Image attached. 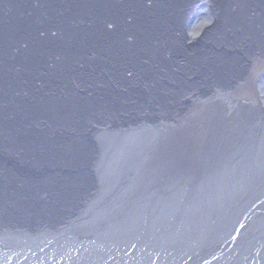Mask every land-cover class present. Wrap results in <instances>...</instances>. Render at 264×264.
Instances as JSON below:
<instances>
[{
	"label": "bare ground",
	"instance_id": "bare-ground-1",
	"mask_svg": "<svg viewBox=\"0 0 264 264\" xmlns=\"http://www.w3.org/2000/svg\"><path fill=\"white\" fill-rule=\"evenodd\" d=\"M67 1L72 12L68 21L75 23L73 29L80 26L74 14L92 18L88 22H85L86 17L82 18L83 31L90 30L92 43L82 39L80 33L64 38L61 28L51 31L57 32L59 28L67 49L72 50L64 53L55 46L39 50V54L52 56L48 66L55 67L59 75L63 74L52 76L55 82L51 89L43 88L42 79L26 71L0 76V98L8 102L4 101L0 107V120L14 116V126L9 125V120H4L3 126L0 124V136L17 125L22 136L30 138L29 143L23 138L13 139L16 148L2 149L3 153L18 151L20 163L31 168L32 174L37 173L39 179L48 181L54 178L46 190H55L57 197H63L64 201L57 200L54 195L50 197L54 206L46 207L53 206L55 212L66 216L56 217V221H65L66 227L73 229L67 212L76 215L78 210H83L79 216L85 218V225L79 231L74 229L78 234L82 232L79 241L58 238V234L55 238L34 237V231L28 230L19 235L26 233L33 237L14 238L19 235L2 227V231L7 229L3 231L7 238L21 242L15 249L18 252L30 250L29 254L34 253L37 260L49 256L59 264H264V46L256 49L264 42V0H215L205 25L198 31V36L205 35L208 41L199 50H187L181 44L182 40L191 41L183 35V30L192 6L199 0H124L123 5L121 0ZM66 11L62 10V20ZM141 18L144 20L139 21ZM152 20L156 22L150 25ZM169 30L176 35L166 57L168 60L172 55L181 57L178 65H172L173 76L130 74L96 76L95 79H91L94 76H71L84 74L90 67L95 71L96 62H111L116 67L127 65L118 67L127 72L125 69L135 67L128 62L138 60L136 66L143 64L139 60L140 52L158 54L161 43L166 42L162 37ZM157 43L159 51H154ZM209 44L212 50L217 44V53L208 51ZM190 55L201 57L203 61L210 58L211 75L201 76L198 73L201 65L183 59ZM221 57L224 58L219 61ZM153 58L150 56V60ZM239 61L246 71L244 76H224L226 72L232 74V70L239 67ZM29 67L25 65V69ZM29 76H36L29 83L31 87L25 85ZM65 76H71L67 89L64 84L57 83ZM180 76H193L190 79L194 86L188 87ZM83 77L90 80L85 81ZM37 82L40 90L34 91L33 85ZM79 84L83 93L79 91V95H75L78 90L72 88ZM133 87H137L142 97L133 94ZM141 88L149 93L144 94ZM103 89L116 95L114 99L120 102V109L115 106L80 108L77 112L73 111L79 109L77 107L71 106L72 111L67 109V104L83 98L81 95L101 94ZM41 91L47 95L43 106L38 96ZM14 93L18 97H14ZM19 97L26 100L32 97L33 104L29 100L22 101L28 110L22 106L21 112L15 114L9 100L18 102L21 101ZM137 97H140V104ZM125 104L132 113L139 111L138 116L121 119L119 115ZM35 128L45 129L44 133L50 134L58 129L62 135L56 133L55 138L59 140L53 144L52 151L62 161L67 160L70 167L77 161L75 157L89 158L100 145L101 164L96 166L101 170L96 184H91L88 175L82 173L84 165H80L79 168L71 167L75 172V175L70 174L71 181L78 179L67 190V182L60 173L64 165L61 167L52 156L45 158L39 146L31 145L41 140ZM82 143L86 145L82 147ZM27 148L41 153L39 161ZM29 159L35 161L30 164ZM86 188L94 190L88 192ZM68 193L75 198V213L73 208H67ZM16 196L26 203L41 200L37 195ZM9 202L17 203L10 196V190L0 193V204L10 208ZM42 208L39 206L40 211ZM98 208L106 212H94ZM1 210L9 213L4 206ZM104 220L107 222L102 226ZM114 221L117 223L112 227L110 224ZM45 223L36 222L34 227ZM3 236L1 232L0 237ZM112 236L127 239L112 243L109 241ZM74 244L84 245L86 252L72 260L73 256L67 253L71 254ZM60 251H63L61 255ZM28 256L24 263L35 258Z\"/></svg>",
	"mask_w": 264,
	"mask_h": 264
},
{
	"label": "water",
	"instance_id": "water-1",
	"mask_svg": "<svg viewBox=\"0 0 264 264\" xmlns=\"http://www.w3.org/2000/svg\"><path fill=\"white\" fill-rule=\"evenodd\" d=\"M65 1L66 3H64L63 0H0V76H14L13 72L21 74L25 71L30 75L36 74L37 76H63V74L59 75V71L55 69V67L48 66V62L50 58H52V56L49 57L47 53L39 54V50H41V48L43 47L55 46V48L60 47V49H62V52L64 53H67V50L72 52V50L67 49L66 42L64 43L63 40L65 37H67V35H72L74 33H80V37L85 41L92 40V33H90V30L88 29V31L86 32L83 31L84 21L82 19L86 17L85 22H88L89 20L92 21V18L85 14L81 18V16L74 14V18L79 22L78 24H80V26H78V28L76 29H73L75 23L69 24L68 21L69 15L72 16V12L70 11V8L67 7L68 1ZM113 1L114 0H111V2ZM120 3L123 5L125 4V1L121 0ZM213 3H215V0H199V2L195 3L192 6V12L191 15H189L190 19L183 30V35L186 36L188 40L191 39V41L182 40L181 43L186 47L187 50L190 48L199 50L204 44H208L206 36H198V31L202 26L205 25L206 20L211 14L210 8L213 7ZM62 5L64 6V8ZM64 9L67 10L63 18V20L66 19V21L62 20L61 13H63L62 10ZM154 13L153 16H155ZM180 15L178 16L179 18L177 20L178 24L180 21ZM141 20L144 19L141 18L139 21ZM155 22L156 21L152 20L150 25H153ZM57 27L61 28L62 32H64V38L62 37L63 35L60 34L59 28L57 29V32H51L52 30H54V28ZM151 31H153V29ZM160 34L162 35L163 32H160ZM175 35L176 33L174 31L169 30L166 36L162 37V40L166 42L161 43L160 51L158 43L156 46H153L154 51H159L158 54H155L152 51L140 52L139 60L142 61L143 64L136 66V62H138V60L128 62V65L135 66L130 69H125L129 74L127 72H123L118 68L120 66L127 65H119L116 67L111 62H96L94 64L96 66L95 71L92 67H90L88 72L84 74H71V76H130V74L131 76H173L172 65H178L180 63L178 60H180L181 57H175L172 55L168 60L166 54L172 47ZM27 41L28 45H25ZM214 45L216 47L217 44ZM77 46L80 45L77 44ZM215 47L212 50V47L209 44L208 51L210 53H217ZM131 51L137 53L138 49H132ZM182 51L184 52V50ZM183 52L182 54L184 55ZM152 55L154 56V58L150 60V56ZM185 58L191 59L196 66L201 65L202 69L199 71L201 73V76H205L206 74L207 76L211 75L209 69L212 68V63L210 62V58H207L204 61L201 57L199 58L198 56L193 55L183 56V59ZM25 65H29L30 67L25 69ZM198 75L199 74H196L195 76ZM3 97H5V95ZM14 97H17L16 93H14ZM4 101H6V103L8 104L7 100L1 99L0 107L2 104H4ZM17 105L20 106V102H16V106ZM29 105L31 106V104ZM21 106H23L25 110H28V108L25 107L24 103H22ZM18 122L22 123L23 121ZM17 127L18 126L16 125L15 128L11 130H5L1 134L0 137L3 138V140H0L1 152H3L4 150L2 149L5 148H8V150L16 148L15 146H13L16 143L13 141V139L21 140L23 138L25 143L30 142L29 137L22 136L23 133L21 132V129L19 132V127ZM9 131L12 132L9 133ZM37 159H40V157H37ZM20 166L22 167L20 168V170L24 172L25 170L26 172L29 171V168L25 165H22V163ZM105 212L106 209L101 210V213L104 214ZM127 216H129L128 213ZM129 217H131L132 220L136 222V219L133 216ZM2 227L8 228V226ZM120 239L125 240L126 238H117L115 236V238H109V241L112 243H116ZM104 240H106V238H104ZM74 241L79 240H77L76 238ZM19 244L20 243L18 240H7V238L1 237L0 264H59L58 262H53L51 259H49L48 253L47 258L45 257V259L40 258L41 260H37V257L34 253L29 254L30 250H22L18 252L15 247L19 246ZM11 246L14 249L11 248ZM73 248L74 249L71 251L72 255L67 253V256H73L72 260H74L75 257L81 255L83 252H86V248L82 244H74ZM92 249L97 250L95 247H92ZM62 253L63 251H60V255ZM28 255H33L35 258H32V260L28 259V261L24 263V260L29 257ZM59 257L60 256H58V258Z\"/></svg>",
	"mask_w": 264,
	"mask_h": 264
},
{
	"label": "rangeland",
	"instance_id": "rangeland-1",
	"mask_svg": "<svg viewBox=\"0 0 264 264\" xmlns=\"http://www.w3.org/2000/svg\"><path fill=\"white\" fill-rule=\"evenodd\" d=\"M263 46H264V42L259 44L256 49H261ZM222 51H225V50H222ZM225 52L227 53V51H225ZM238 53H239L238 56H240V51ZM219 55H221V53H219ZM235 56H236V54H235ZM223 58L224 57H221L220 58L221 60H219V61H222ZM220 66H222V64H220ZM224 66H227L228 68H230L229 65L225 64ZM241 66H242V64L239 61V67H237L234 70H232L233 71L232 74H228L227 72L226 73L224 72L225 73L224 76H244L246 71H245V69H242ZM198 73H200V72H198ZM222 76H223V73H222ZM262 76H264V75H262ZM35 77L36 76H29L28 77L29 80L28 79L26 80L28 82L25 85L29 86V83L31 82V80L33 78H35ZM70 77L71 76H69V78H67V76H65L64 78H62V80H59V82H57V83L58 84L60 83V86H61V84H64L63 87H65L67 89V87H68L67 83H69ZM97 77H100V76H97ZM192 77L180 76V78H182V80H184L186 82V85L188 87H193L194 84H195V83H193V80L190 79ZM39 78L42 79L43 86H44L43 88H46V89H51L52 83L55 82L54 80H52V78H53L52 76H39ZM95 78H96V76L92 77L91 79H95ZM82 79L85 80V81L90 80V79H87V77H83ZM193 79H195V78H193ZM129 80H132V77H130ZM21 82H22V80H21ZM209 82H211V78H209ZM93 83H95V80L93 81ZM88 84H90V83H88ZM37 85L39 86L40 84L37 82V83H35V85H33L34 91L35 90H40ZM81 85H84V83H81ZM177 85L179 86V84H177ZM182 85H183V83H182ZM126 86H130V85H126ZM29 87H31V86H29ZM81 88H80V84L78 86H74L72 88V89H77L78 90L77 92L75 91L76 92L75 95H79V91H81L80 92L81 94L83 93L82 92L83 90H81ZM133 88H131V90L134 92L133 94H136L135 96L142 97L141 96L142 94L138 93L139 90L137 89V87H133ZM115 90H117V89H115ZM115 90H114V92L117 94L118 92H116ZM141 90H143V89L141 88ZM103 91H104V89H103ZM19 92L21 93V91H19ZM143 92H144V90H143ZM146 93H149V91L147 90ZM146 93L144 92V94H146ZM21 94H23V93H21ZM127 94L129 95L130 93H127ZM23 95H25V94H23ZM52 95L53 94L51 93V96ZM38 96H41L40 99H39L40 102H41L40 106H43L42 104L45 101L44 98L47 97V95L43 94L42 91H41L40 94H38ZM81 96H83V98H80L77 101L73 100L72 102H70V104H67V109L69 111H72L71 110V106L79 108L77 110H73V111H76V112L78 110H80V108H83V109H91V108H93V109H97L98 108L99 109V108H101V109H103V108H106V107L107 108H111V107L115 106L117 109H120V107H119L120 102L118 100L114 99V98H116V95L111 90H108V91L106 90V91L102 92L101 94H95V95L83 94ZM135 96H133L131 98V100H133V98ZM17 97H18V95H17ZM140 97H137V99H138L137 103H139ZM24 100L25 101L29 100L33 104L32 97H30L28 100H26L24 98H22L21 101L19 100L18 102H20V106H18V105L16 106V102L17 101L15 99L10 98L9 102L12 103V109L15 110V112H14L15 114H16L17 111H18V113L21 112V109H22L21 104H22V101H24ZM24 105H26V104H24ZM125 105H122L123 113L119 115V117L121 119H127V118L132 119L133 116L138 114L139 111H135L134 113H132V111L128 110L129 105H127V104H125ZM147 105H149V104L147 103ZM31 107H32V105H31ZM144 115H146V114H144ZM12 118L14 119V116H12ZM12 118H6L4 120H6V121L9 120V123L11 122L9 125H12L13 124ZM17 118H19V117H17ZM4 120H0V124L2 126H3V124L5 125ZM12 126H14V124ZM29 127H27V128H29ZM30 128H32V127H30ZM33 130L34 129H32L31 131H33ZM35 130L39 133V135L41 137V140L38 142V144L37 143H34V144L31 143V145L39 146L41 148V152H44L43 156H45V158H49L48 156H52L53 160H58L61 163V167H62V165H64L63 168H61L62 172H60V173L63 174V178L62 179L66 180V182H67V190H69V188L71 187L72 182H74L76 179H78V178H76L74 181H71L70 174L71 175L72 174L75 175L74 174L75 172L72 170L71 167L79 168L80 165L81 166L84 165L83 166L84 168H81L82 173H84V175H86V174L88 175L86 177L89 178V180H91V184H96L95 183V182H97L96 179H97V177H98V175L100 173V170H101V169H99L96 166V164H99V165L101 164L100 159H99L100 145H99L98 149L96 150V152H94L93 155L90 156L89 158L83 157L81 155L79 157H75L79 163H77V161L76 162H72V163H74V165L70 167V164H67V162H66L67 160L66 161H62L63 159H59L57 156L54 155V153L52 151L55 148V145H53V144L55 142L57 143V141L59 140V139L55 138L56 133L58 132L60 135H62L58 131V129L56 131H53L52 134H50V132L44 133L45 129L41 130L40 128H35ZM95 132H97L96 129H95ZM67 134H69V133H67ZM38 136H37V139H38ZM88 136L89 135L87 134L86 138ZM83 145H86V144L82 143V147H83ZM35 148H37V147H35ZM30 150L32 152H34L33 155L36 158L39 157L40 154H41L37 149L27 148L28 152H31ZM20 157H21V155L19 156L18 152H10V154L9 153L7 154V153L1 152V149H0V161H4L5 162L4 164L1 163V165H0V171L2 172V174H0V178L5 175L3 177L4 179H2V180L0 179V193H3L4 191L10 190V196L12 198H14L15 200H17L16 204L9 202L10 208H7L4 205V203L0 204L1 205L0 207L4 206L9 212L8 214H6L4 212V210L0 211V223H1L0 227L8 226V228H10L12 232H16L17 233L16 235L22 234L24 231L28 230V231H34V233H35L34 237H39V238H41L43 236H45V237L47 236L48 238H55L54 235L58 234V236H57L58 238H77V240H79L80 237H81L80 234L82 232L80 234H78V231L81 230V228H83L84 225H85V223H84L85 218L83 219V216H79V214L81 212H83V210L82 211L78 210V212H76V215H73V214H70L69 212H67V220L68 221L70 220L69 225L73 229H70L68 226L66 227L67 223H65V221H61V222L56 221V217H59V218L63 219V218H66V216H64L61 212H59V213L55 212L56 208L53 207L54 206L53 205L54 202L52 203L51 202L52 198H50V197L56 195V192H54L55 190L52 191L51 187H50V189H51L50 191L47 192V190H46L47 187H48L47 185H48L49 182H51L53 184L54 178L53 179H49L50 181L44 180V179H39V174H37V173H33L32 174L33 170L31 168H29L28 172H24V171L20 170V167H19L21 165ZM101 158H103V156ZM28 161L31 164V163H33L35 161V159H32V160L29 159ZM30 161H33V162H30ZM37 161H39V159H37ZM32 167H33V164H32ZM124 182L126 184V180ZM86 190H88V192H90V191H93L94 188L93 189L92 188L91 189L90 188H86ZM69 193L66 196V198H67V208L71 209V208L74 207L73 206V203H74L73 200L75 198H72L71 195H69ZM12 195L13 196H16V195L30 196L31 195L32 197L37 195V196H39L38 198H40L41 200L38 199L37 200L38 202L31 201L29 203H26V201L20 202L18 200L19 196H16L17 197L16 198V197H13ZM56 199L59 200V201H64L63 197L59 198V195H58V197L56 195ZM50 204H52L53 206H51L48 209V207H46V205H50ZM15 205H19L20 207L17 208ZM39 206L44 207V208H42L43 211H40ZM96 210L99 211L100 209L99 208L98 209H94V212H97ZM72 211H74V213H75V208H73ZM99 212H101V210ZM40 217L45 218V219H41ZM106 218L108 219V216ZM35 219L38 220V221H36ZM41 221H46V223L43 224V226L41 224V225H39V226H37L35 228L34 227L35 223L36 222H41ZM105 221L106 220H104L102 222V226L104 225ZM116 223H117V221H114L110 225L112 227H114ZM34 228H35V230H32ZM75 228H78V231L77 230L74 231ZM10 229H8V230H10ZM4 230H7V229H4ZM3 231L0 228V233L2 232L3 235H4L2 238H7L8 236H6V234ZM9 233L13 234L10 231H9ZM170 235H172V234H169L168 236H170ZM19 237L20 238H22V237L30 238V237H33V234L24 233V235H19L18 237H14V238H19ZM112 238H115V236H112ZM7 240H11V238H7ZM19 243H21V242L19 241Z\"/></svg>",
	"mask_w": 264,
	"mask_h": 264
}]
</instances>
